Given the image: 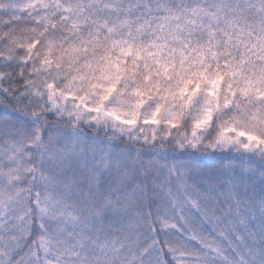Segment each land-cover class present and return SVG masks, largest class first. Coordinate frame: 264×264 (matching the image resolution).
<instances>
[{"label":"snow or ice","instance_id":"obj_1","mask_svg":"<svg viewBox=\"0 0 264 264\" xmlns=\"http://www.w3.org/2000/svg\"><path fill=\"white\" fill-rule=\"evenodd\" d=\"M0 264H264V0H0Z\"/></svg>","mask_w":264,"mask_h":264}]
</instances>
